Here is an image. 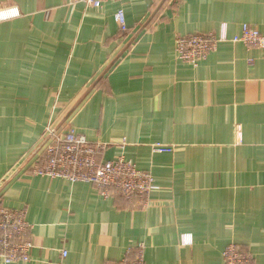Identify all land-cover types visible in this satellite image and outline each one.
<instances>
[{
	"label": "crops",
	"instance_id": "obj_1",
	"mask_svg": "<svg viewBox=\"0 0 264 264\" xmlns=\"http://www.w3.org/2000/svg\"><path fill=\"white\" fill-rule=\"evenodd\" d=\"M80 1L0 0V206L26 213L33 244L13 264H119L141 243L146 264H225L232 243L264 264L263 52L224 43L197 67L175 56L180 36L264 34V0H167L126 51L162 0ZM64 121L108 144L105 160L150 172L155 204L34 174Z\"/></svg>",
	"mask_w": 264,
	"mask_h": 264
},
{
	"label": "built area",
	"instance_id": "obj_2",
	"mask_svg": "<svg viewBox=\"0 0 264 264\" xmlns=\"http://www.w3.org/2000/svg\"><path fill=\"white\" fill-rule=\"evenodd\" d=\"M132 0H81L87 10H101L107 3L123 4ZM182 2L184 0H177ZM15 13L12 16L18 15ZM2 18L6 16L1 15ZM115 20L120 31H128L126 14L119 8ZM243 44L248 49H259L264 55V34L249 25L242 27L240 35L229 38L226 28L219 33L195 34L180 36L176 40L175 56L177 61L197 67L221 44ZM59 126L52 122L47 128L45 160L42 165L33 169L34 174L50 179H63L72 183H87L95 187L104 198L123 197L135 207L149 209L155 203L152 198L156 190L153 175L141 171L126 159L124 154L114 160L107 161L102 156L109 145L91 143L84 135L78 134L70 124ZM127 146L124 140L121 148ZM154 153L170 154L175 152L174 146L161 143L152 145ZM31 225L27 222L24 211H14L0 206V263L13 264L30 260L33 244L28 238ZM145 245L139 244L127 251L119 264H146ZM64 257L67 253H63ZM225 264H254V257L249 250L232 243L223 253Z\"/></svg>",
	"mask_w": 264,
	"mask_h": 264
},
{
	"label": "water",
	"instance_id": "obj_3",
	"mask_svg": "<svg viewBox=\"0 0 264 264\" xmlns=\"http://www.w3.org/2000/svg\"><path fill=\"white\" fill-rule=\"evenodd\" d=\"M167 0H162V2L160 3V5L157 7V9L155 10V12L152 14V16L150 17V19L147 21V23L145 25H143V27L140 29V31L133 37V39H131V41L128 43V45L125 48V51L133 44V42H135V40L139 37V35L145 30V28L149 25V23L152 21V19L156 16V14L159 12V10L162 8V6L166 3ZM118 60V59H117ZM117 60L110 66V68L108 70H106L103 75L96 81V83L93 85L92 89L95 88V86L98 84V82L103 79V77L106 75V73L111 69L112 66L115 65V63L117 62ZM90 89V90H92ZM63 124H65V121L59 125L58 128H61L63 126Z\"/></svg>",
	"mask_w": 264,
	"mask_h": 264
}]
</instances>
